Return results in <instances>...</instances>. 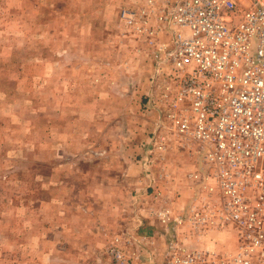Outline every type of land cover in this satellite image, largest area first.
Returning <instances> with one entry per match:
<instances>
[{
	"label": "rangeland",
	"instance_id": "1",
	"mask_svg": "<svg viewBox=\"0 0 264 264\" xmlns=\"http://www.w3.org/2000/svg\"><path fill=\"white\" fill-rule=\"evenodd\" d=\"M140 5L0 0V264H115V238L127 264H157L188 230L173 219L196 164L152 137L154 47L121 19ZM225 233L196 245L227 249Z\"/></svg>",
	"mask_w": 264,
	"mask_h": 264
},
{
	"label": "built area",
	"instance_id": "2",
	"mask_svg": "<svg viewBox=\"0 0 264 264\" xmlns=\"http://www.w3.org/2000/svg\"><path fill=\"white\" fill-rule=\"evenodd\" d=\"M140 1L121 19L154 47L152 137L162 150L173 140L196 164L187 213L173 219L175 231L188 230L157 264H264V0ZM225 232L227 249L196 245ZM117 240L107 253L127 264Z\"/></svg>",
	"mask_w": 264,
	"mask_h": 264
},
{
	"label": "crops",
	"instance_id": "3",
	"mask_svg": "<svg viewBox=\"0 0 264 264\" xmlns=\"http://www.w3.org/2000/svg\"><path fill=\"white\" fill-rule=\"evenodd\" d=\"M152 232V228L150 229L149 233Z\"/></svg>",
	"mask_w": 264,
	"mask_h": 264
}]
</instances>
